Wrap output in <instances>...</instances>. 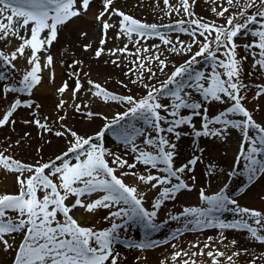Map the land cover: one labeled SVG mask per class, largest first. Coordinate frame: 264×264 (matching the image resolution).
I'll return each mask as SVG.
<instances>
[{
    "label": "rangeland",
    "instance_id": "obj_1",
    "mask_svg": "<svg viewBox=\"0 0 264 264\" xmlns=\"http://www.w3.org/2000/svg\"><path fill=\"white\" fill-rule=\"evenodd\" d=\"M87 3L0 0V238L22 235L12 264H264V0H141L152 17L136 40L96 55L132 58L115 91L64 37L35 44ZM181 127L191 153L204 139L223 143L211 158L232 153L203 171L210 183L166 160ZM113 144L158 168L115 163Z\"/></svg>",
    "mask_w": 264,
    "mask_h": 264
},
{
    "label": "bare ground",
    "instance_id": "obj_2",
    "mask_svg": "<svg viewBox=\"0 0 264 264\" xmlns=\"http://www.w3.org/2000/svg\"><path fill=\"white\" fill-rule=\"evenodd\" d=\"M140 2L141 0H88V3L85 6L79 8L77 7L73 15L69 16L68 14H64V17L54 20L52 24L44 23L43 26L40 27L42 38L40 42L36 41L35 44L39 45L40 48H46L49 45L56 44L58 39L62 36L69 42L75 53L86 61L87 69L96 74L95 80L99 84L100 88L104 90H109L111 88L115 91L121 84L128 86L129 84H126L124 79L126 80L128 72H131L130 69L133 68V60H131V57L118 58V60L111 58L112 60H109L106 58L98 59L96 55L104 50V48L107 46L106 43H117L120 41L125 43L128 47V43L136 40L137 35L134 32L136 29V24H140L144 20H149L150 17H152L150 13L140 12L141 8L138 7ZM66 10L67 9H62V12ZM116 11L120 13H128L129 11L136 13L140 12L143 14L137 13V17L134 16L135 21L139 23H134L132 20H130L128 24L112 25V20L110 19L112 14ZM74 14H78V16L76 17ZM21 29L22 33L26 36H36V33L38 32V26L33 24L31 25V28L23 26ZM86 48H89V50H86ZM51 78L53 83L57 86L59 83H62L63 75L59 70H56L52 71ZM38 85L44 86L46 83L44 80H41L40 84ZM45 87L48 88L47 85ZM83 124L86 125L84 127L87 128V122L81 123L80 127L82 129ZM178 132L181 135L175 136V140L177 141L176 146L178 147L175 150H179L180 147H183V153H181L182 151L170 149L166 156V160L170 161L171 163H176L177 161L184 159L190 164H193L195 177L197 178L196 180H198L200 184L210 183L209 176L208 179H205L203 171L211 168V166H213L211 164L214 163L217 158L221 159V161L225 163L233 157L232 153H228L225 157L214 156L215 159L211 158L213 154L210 153V146L216 147L217 145L219 146L223 143L218 141L213 143L207 139L199 142L198 144L200 145H197V151L191 153V151L194 150V147L192 143H189V141L185 142L187 139L184 137V128L181 127ZM219 139L222 140L221 138ZM211 143L212 145H210ZM172 145L174 146L175 143L172 142ZM199 146H203V148H200L199 150ZM186 149H188L190 153L189 151L185 153L184 150ZM107 154L108 157L115 163L121 162L122 164H126V166H128L131 165L130 163L136 162V164H133L136 165L137 168L143 170L158 168L156 163L151 161V157H132L130 154L124 153V150L115 144L110 145ZM230 166L232 167V162ZM17 229L18 226L13 224L3 227L4 232L9 231L12 233L13 230ZM23 231L24 230L21 232L22 234ZM133 231L135 233L137 232V230ZM109 236L113 237V235L108 234L106 235V238ZM21 239L22 235L20 234L18 236L15 234H8L7 236L4 235L2 238H0V264H12L14 252ZM171 245L173 244H170L169 246ZM112 247L117 251V253H125L128 251L125 246H122V244H119L118 242L113 243ZM139 260L142 259L139 258Z\"/></svg>",
    "mask_w": 264,
    "mask_h": 264
}]
</instances>
